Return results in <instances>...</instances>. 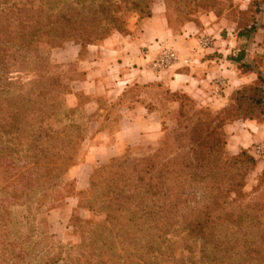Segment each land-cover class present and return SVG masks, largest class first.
I'll use <instances>...</instances> for the list:
<instances>
[{
    "label": "trees",
    "instance_id": "16d2710c",
    "mask_svg": "<svg viewBox=\"0 0 264 264\" xmlns=\"http://www.w3.org/2000/svg\"><path fill=\"white\" fill-rule=\"evenodd\" d=\"M155 1L0 0V264H264V171L247 191L256 161L245 151L227 157L224 131L264 117L262 75L218 113L172 94L180 101L177 126L155 152L93 170L80 206L103 220L77 245L52 242L34 224V212L55 201L84 133L40 45L71 42L82 54L115 33L131 36ZM162 1L168 27L172 15L217 14V0ZM259 1L233 20L238 36L254 33ZM28 73L35 77L21 80Z\"/></svg>",
    "mask_w": 264,
    "mask_h": 264
},
{
    "label": "crops",
    "instance_id": "0c3cea01",
    "mask_svg": "<svg viewBox=\"0 0 264 264\" xmlns=\"http://www.w3.org/2000/svg\"><path fill=\"white\" fill-rule=\"evenodd\" d=\"M229 1L239 12H246L251 9L255 0ZM210 17L217 23H208L205 28L206 32H213L216 35V29L222 26L227 32L235 33L240 29L226 15L223 19H218L214 14H211ZM256 21L258 22L257 28L262 29L264 26V4L260 13L256 15ZM194 31L198 32L197 28L188 24L184 27L182 35L174 37L165 19L164 5L158 4L152 5L151 17L141 22L139 34L135 38L113 34L99 45L87 47L86 58L80 62L84 79L73 85L74 94L66 97V105L68 108L75 109L77 107L75 94H79L87 100L82 106V111L88 114L95 113L99 116L97 121L89 123V133L86 139L88 142L86 155L89 166L116 157L123 152L125 147L134 146L140 141L158 140L161 132V114L157 111L148 112L146 104L148 102L145 101L124 102V94L129 87L154 84L171 93L182 92L197 98L200 95L206 97L207 92L210 93L211 89L216 88V82L229 77L226 87L222 90L228 98L227 96L232 92L228 85L231 83L230 81L234 80V83L236 81L238 85L244 81V77L239 75L234 76L233 79L226 76L229 63L219 56L220 53H225L228 44L240 41L241 37L237 33L231 35L230 32L226 34L227 38L217 35V41L214 43L210 41L211 49L201 52L198 48L200 54L194 55L187 67L180 68L181 64H178L175 68L161 73H155L148 69V61L164 45H175V47L179 45L180 53L191 55L193 42L188 35ZM229 35L231 38L228 37ZM220 45H224V47ZM212 51L218 53L217 56L209 57L208 54ZM78 52L79 47L75 45L66 46L62 50L64 59H67L68 55V58L74 60L77 58ZM214 101L213 107L219 108L225 99L222 97ZM103 102L108 105L122 104L117 122L112 123L117 127L113 131L106 129L109 112L103 107ZM263 130L264 124L258 125L255 122L238 121L226 125L224 131L228 139V152L233 155L242 149H249L262 139L260 134ZM261 163H258L257 166L263 169L264 162Z\"/></svg>",
    "mask_w": 264,
    "mask_h": 264
},
{
    "label": "rangeland",
    "instance_id": "374dc122",
    "mask_svg": "<svg viewBox=\"0 0 264 264\" xmlns=\"http://www.w3.org/2000/svg\"><path fill=\"white\" fill-rule=\"evenodd\" d=\"M261 1L264 2V0ZM261 1H259V3ZM11 2H17L18 4L22 5L23 3L27 2V0H11ZM217 3L218 4L215 6L214 10H216L217 12L216 17L218 19H223L224 15H226L229 20L238 19L239 11L229 0H217ZM158 4L162 6V4L164 5V2L162 0H156L153 3V5ZM251 9L254 10V7H252ZM211 14H214V12L207 10L189 18H177L175 15H172L170 17V24L168 28L172 32L174 37L182 35L184 27L188 24L194 25L197 28L198 32L194 31V33L188 35L193 42V52L191 55H188L187 53L179 52V45H176V47L175 45H164L159 49L157 54L148 61V69L152 71L149 67V62L153 60L159 52H162L164 50L174 51L180 60V62L178 63L181 64L180 68H184L187 67L191 59L194 58V55L200 54L198 52L199 50L201 52H205L206 50L211 49V43L207 47L201 48L198 45V42L200 40H209V42L213 41L214 43L218 40L217 35H219V37L227 38L226 34L229 32L231 35H234L235 33L238 34L240 32L243 33L241 29H239V31H235V33L232 31L227 32L222 25V27L216 29V35L213 32H206L205 28L208 26V23H217L216 21H212V17H210ZM256 24H258L257 21L255 22V31L253 34H250V36L248 37L242 36L239 43L237 41L236 43L232 42L231 44H228L225 53H220L219 55L223 60L226 59L225 61L229 63V66L227 67L228 72L225 73V75L230 76L231 79H233L234 76L236 77V75H239L244 77V81L240 85H238L236 81L234 83V80L230 81L231 83L228 85L229 87H231L232 92L229 96H227L228 98H226L222 90H224V88L226 87V84L229 81V77L227 79H221L219 82H216V88L214 90L211 89L210 93L207 92L208 94L206 97L200 95L197 98H193L186 93H182L189 99V102L192 106H195L197 108H208L213 113H218L226 110L231 106L230 100L235 91L244 87L254 86L258 84V75H262L264 77V26H262V29H260L257 28ZM138 34L139 28L131 33V37L135 38ZM231 35H229L228 37L231 38ZM185 38L188 40L187 37ZM72 45L74 44L71 42H67L58 48H49L46 45H40L39 47V54L43 59L48 61L50 65V72L54 75L60 76L63 82H65V85L68 87L69 94H66L63 97V102L66 108H68L66 105V97L74 94V91L72 89L73 85L84 79V73L82 72L80 62L86 58V52L84 51L82 54L78 52L77 58H75L74 60L68 58V55V60L64 59L63 57V48ZM220 46L224 47V45ZM240 53L244 54V60H246V62L236 64L231 60V58L237 57ZM217 54L218 53H214L212 51V53H209L208 56H217ZM184 59L189 60V63L187 65H183L181 63V61H183ZM243 64L249 66L250 70H248ZM34 77L35 76L31 73L20 75V78L23 81L33 79ZM172 94L176 93H171L169 90H165L161 86H157L154 84H147L144 86L133 85L129 87L124 94V102L135 100L145 101L148 102L146 103L148 112L153 113L154 111H157L161 114L160 136L157 141H150L149 139H147L146 141H140L136 143L134 146H127L124 148L123 152L120 155L112 157L104 162L94 164L92 166H89L88 164L86 155L88 151V142L86 141V139L89 133V123L97 121L99 116L95 113L88 114L82 111V106L86 103L87 100L83 96L75 94L77 107L74 109V121L82 125V127L84 128V133L82 134V138L78 141V145L76 146L74 166L68 169L63 177L62 185L58 188L56 194L52 195L53 198L55 197V201L52 200V202L51 200H48L49 202L45 205V207H43L39 212H34V224L40 227V229L50 237V240L52 242L64 246L77 245L80 242V236L86 234L90 226L103 220L102 215L94 216L91 212L84 208V205L80 206V201L85 200L89 197V180L93 170L106 165L112 160L116 161L143 157L151 155L153 152H155L162 142L164 133L173 130L177 126L176 116L180 101L178 99V95L176 96ZM222 97L223 99H225L223 105H221V107L219 108L213 107L215 102L214 100H219ZM102 105L105 109H108L109 112L107 115V119L109 122L107 124L108 126H106V129L110 131L117 129L116 124L112 123L117 122L121 109L120 106L122 104L120 105L115 103L108 105L103 102ZM234 122L238 121H233L229 124H232ZM241 122H255L258 125H262L264 124V117L261 119L258 118L257 120ZM225 135V151L227 157L233 158L236 157L241 151H245L246 154L250 155L256 161V166L249 173L246 179V190L250 191V189L254 186L258 175H260L264 171V168L260 169V167L257 166L258 163H261L262 161L264 162V130L260 134L262 136V139L258 143L253 144L252 147H249V149H242L233 155L228 152V139L226 132ZM58 193L60 198L58 197L56 199ZM51 204L53 205V207L49 208ZM87 223H89V225Z\"/></svg>",
    "mask_w": 264,
    "mask_h": 264
},
{
    "label": "built area",
    "instance_id": "2783aa9c",
    "mask_svg": "<svg viewBox=\"0 0 264 264\" xmlns=\"http://www.w3.org/2000/svg\"><path fill=\"white\" fill-rule=\"evenodd\" d=\"M210 44L209 40H200L198 45L205 48ZM180 62L177 54L171 50H164L159 52L158 55L149 62V67L154 72L166 71L172 69ZM183 65H187L189 60L184 59L181 61Z\"/></svg>",
    "mask_w": 264,
    "mask_h": 264
}]
</instances>
